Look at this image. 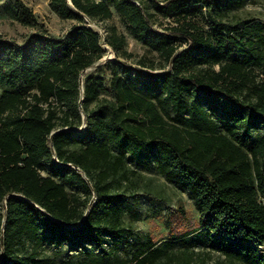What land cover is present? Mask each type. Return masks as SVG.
<instances>
[{
  "label": "trees",
  "instance_id": "trees-1",
  "mask_svg": "<svg viewBox=\"0 0 264 264\" xmlns=\"http://www.w3.org/2000/svg\"><path fill=\"white\" fill-rule=\"evenodd\" d=\"M210 1L156 4L163 17L176 16L170 30L182 36L183 49L154 27L141 0H49L60 16L84 23L62 37L44 29L23 45L0 42V85L7 86L0 93V264H71L42 256L44 241L79 246L89 259L82 264H113L93 252L120 243L134 249L133 264H184L123 225L112 189L128 177L127 153L188 191L198 224L173 239L198 231L224 258L210 264H264V134L257 131L264 128V82L254 72L264 68V33L253 54L244 27L211 17L206 30L190 19L191 6ZM18 3L20 21L31 23V9ZM112 8L170 69L156 74L108 60V86L90 75L82 91L81 73L106 53L83 16L96 23ZM257 26L264 32V23ZM102 39L116 57L130 55L116 27Z\"/></svg>",
  "mask_w": 264,
  "mask_h": 264
},
{
  "label": "rangeland",
  "instance_id": "rangeland-1",
  "mask_svg": "<svg viewBox=\"0 0 264 264\" xmlns=\"http://www.w3.org/2000/svg\"><path fill=\"white\" fill-rule=\"evenodd\" d=\"M141 1L151 15L154 27L173 34L170 30L171 27L179 24L176 22V16L163 17L156 10V4H161L165 0ZM18 2L31 9L33 13L31 23L23 24L20 21L21 9ZM191 7L195 14L190 19L206 30H211V17L230 26L244 27V38L254 40L253 44L245 46L246 50L253 54L258 53L260 48L258 38L264 32H260L257 25L264 23V0H211L209 5L202 6L198 3ZM112 12L110 18L99 20L96 23L83 16L85 24L98 31L102 36L101 45L106 50L103 57L112 58L85 69L81 73L82 83L91 75L92 79L102 77L108 86L111 81L112 69V65L106 64L108 60H119L122 65L127 67L139 68L156 74L169 70L170 62L159 55L157 51L149 49L141 40H137L113 8ZM182 20L180 16V21ZM245 21H248L246 25L243 24ZM82 23L84 22H78L76 18L60 16L50 8L49 0H0V42L23 45L32 33L43 32L44 29L49 35L62 37L73 26ZM112 26L116 27L118 33L125 36V48L130 53L129 56L116 57L111 47L102 39ZM173 35L175 43L181 44L179 49H183L185 44H182V36ZM0 55H3L2 51ZM119 70L120 75H123L122 70ZM254 72L256 80L264 82V68L254 67ZM6 87L3 84L0 85V93ZM100 95L110 97L107 91H101ZM168 122L174 123L170 119ZM257 131L264 134V128ZM257 131L255 130V132ZM73 146H75L74 143ZM125 167L128 170V177H121L114 181L112 193L117 194L122 210L121 221L124 226L132 229L133 239L146 241L148 237H152L155 246L165 247L166 252L172 253L174 256V261L179 260L184 264H210L224 259L218 252L211 251L206 242L200 240L201 235H197L198 231H193L183 240L172 238L173 234L177 232L176 230H190L198 224L199 212L185 188L167 181L153 164H148V167L137 164L128 153L125 155ZM67 189L72 191L74 185L67 182ZM94 201L95 196L93 195L91 203ZM104 249L100 251L99 248H96L93 254L105 257L113 264H118L120 260H125L126 264H133L130 256L134 249L126 244L120 243L112 250L104 244ZM38 250L42 256L53 257L58 263L67 259L71 261V264H82L85 262L84 260L89 262V259H85L87 255L73 243L54 244L44 241ZM116 256L118 260H116Z\"/></svg>",
  "mask_w": 264,
  "mask_h": 264
},
{
  "label": "water",
  "instance_id": "water-1",
  "mask_svg": "<svg viewBox=\"0 0 264 264\" xmlns=\"http://www.w3.org/2000/svg\"><path fill=\"white\" fill-rule=\"evenodd\" d=\"M110 58H112V57H109V56H105V57H102V58H100L96 63H95V65H98L100 62H102L103 60H107V59H110ZM83 71H85V70H83ZM80 83H81V89H82V91H83V86H82V79H81V76H80ZM82 99V98H81ZM82 116H83V118H84V113L82 112ZM76 169L79 171V169L76 167ZM80 172V171H79Z\"/></svg>",
  "mask_w": 264,
  "mask_h": 264
}]
</instances>
